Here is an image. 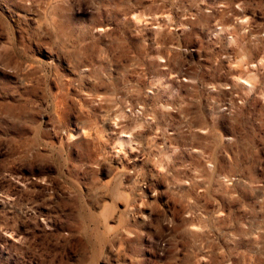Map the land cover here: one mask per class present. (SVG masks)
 Returning <instances> with one entry per match:
<instances>
[{"label":"rangeland","instance_id":"rangeland-1","mask_svg":"<svg viewBox=\"0 0 264 264\" xmlns=\"http://www.w3.org/2000/svg\"><path fill=\"white\" fill-rule=\"evenodd\" d=\"M0 264H264V0H0Z\"/></svg>","mask_w":264,"mask_h":264},{"label":"bare ground","instance_id":"bare-ground-1","mask_svg":"<svg viewBox=\"0 0 264 264\" xmlns=\"http://www.w3.org/2000/svg\"><path fill=\"white\" fill-rule=\"evenodd\" d=\"M202 16V15H201ZM224 16V15H223ZM200 17V16H199ZM214 26V25H213ZM216 30V29H215ZM248 40V39H247ZM30 59V58H29ZM71 67V66H70ZM29 71V70H28ZM240 71V70H239ZM229 116V115H228ZM229 118V117H228ZM193 125V124H192ZM194 126V125H193ZM236 128V127H235ZM200 144V143H199ZM257 233V232H256Z\"/></svg>","mask_w":264,"mask_h":264}]
</instances>
